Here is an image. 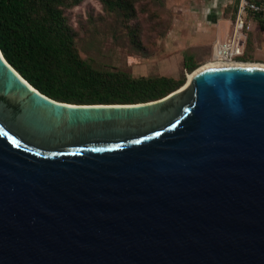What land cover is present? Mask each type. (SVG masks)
<instances>
[{"label":"water","instance_id":"1","mask_svg":"<svg viewBox=\"0 0 264 264\" xmlns=\"http://www.w3.org/2000/svg\"><path fill=\"white\" fill-rule=\"evenodd\" d=\"M69 103L0 50V264H264V64Z\"/></svg>","mask_w":264,"mask_h":264},{"label":"trees","instance_id":"2","mask_svg":"<svg viewBox=\"0 0 264 264\" xmlns=\"http://www.w3.org/2000/svg\"><path fill=\"white\" fill-rule=\"evenodd\" d=\"M83 0H0V50L6 61L43 94L69 103H138L156 100L186 80L166 75L133 76L101 67L78 50V35L64 14ZM108 11L135 14L139 0H99ZM199 65L189 57L184 68Z\"/></svg>","mask_w":264,"mask_h":264},{"label":"rangeland","instance_id":"3","mask_svg":"<svg viewBox=\"0 0 264 264\" xmlns=\"http://www.w3.org/2000/svg\"><path fill=\"white\" fill-rule=\"evenodd\" d=\"M182 3L139 0L134 16L128 20L125 12L108 11L99 0H83L67 7L64 14L77 32L78 50L84 58L139 76L137 69L158 55L161 40L174 25ZM209 61H214L212 56L198 65ZM189 74L184 70L185 78Z\"/></svg>","mask_w":264,"mask_h":264},{"label":"crops","instance_id":"4","mask_svg":"<svg viewBox=\"0 0 264 264\" xmlns=\"http://www.w3.org/2000/svg\"><path fill=\"white\" fill-rule=\"evenodd\" d=\"M174 25L161 40L158 55L138 68L139 76L184 74L186 57L196 64L213 56L217 43L238 40L241 61L264 63V13L248 10L249 30L234 31L240 0H182ZM264 3V0H250ZM134 71V70H133Z\"/></svg>","mask_w":264,"mask_h":264},{"label":"built area","instance_id":"5","mask_svg":"<svg viewBox=\"0 0 264 264\" xmlns=\"http://www.w3.org/2000/svg\"><path fill=\"white\" fill-rule=\"evenodd\" d=\"M248 10L255 13H264V3L252 2L250 0H240L237 7V14L234 22V31L242 32L250 29V24L246 20ZM241 54L238 46V40L232 37L229 41L215 44L213 51V60L233 61Z\"/></svg>","mask_w":264,"mask_h":264},{"label":"bare ground","instance_id":"6","mask_svg":"<svg viewBox=\"0 0 264 264\" xmlns=\"http://www.w3.org/2000/svg\"><path fill=\"white\" fill-rule=\"evenodd\" d=\"M251 63L252 64H256V65H258V64H264V63H258V62H251ZM224 64H236V62H235V60H233V61L216 60V61H209V62H207V63H205L203 65H224ZM187 76L189 77L190 74L187 75Z\"/></svg>","mask_w":264,"mask_h":264},{"label":"flooded vegetation","instance_id":"7","mask_svg":"<svg viewBox=\"0 0 264 264\" xmlns=\"http://www.w3.org/2000/svg\"><path fill=\"white\" fill-rule=\"evenodd\" d=\"M235 61H240L238 58Z\"/></svg>","mask_w":264,"mask_h":264}]
</instances>
